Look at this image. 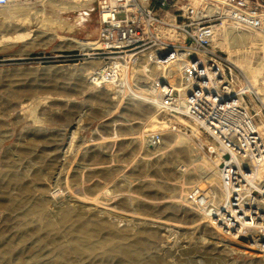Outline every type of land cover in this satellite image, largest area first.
I'll list each match as a JSON object with an SVG mask.
<instances>
[{"label":"rangeland","instance_id":"1","mask_svg":"<svg viewBox=\"0 0 264 264\" xmlns=\"http://www.w3.org/2000/svg\"><path fill=\"white\" fill-rule=\"evenodd\" d=\"M73 1L76 2L38 0L29 5L0 8V264L261 263V259L241 252H229L222 247L212 250L205 225L195 234L184 228L171 233L162 225L141 226L125 221L140 214L191 225L194 213L212 208L216 191L221 192L219 174L215 175L217 182H210L214 175L204 176L208 167L204 166L203 171L195 167L198 162L192 161L202 157L217 170L218 162L206 155L202 144L191 134L183 135L188 137L192 152L188 145L182 148L171 144L158 151L144 148V144L139 148L131 139L108 138L113 122L140 116L151 107L148 102L132 97L129 100L133 99L134 108L125 99L130 88L148 85V81L136 72L138 68H124L123 79L129 81V88L121 94L123 98L116 104L119 107H114L105 95L115 92L113 88L86 84L91 75L87 78L85 75L93 70L82 73V69L90 65L86 54L92 52L70 46L67 39L98 42L99 0H91L85 7L70 12L55 6L76 5ZM36 11L38 15L43 13L47 21L42 32L32 24L29 29L34 32L29 38L7 40L14 36L8 33L10 21ZM117 18L123 19L124 15ZM242 30L249 33L248 29ZM53 32L58 35L55 39ZM217 49L226 61L233 53L253 66L264 56L261 47L251 44L237 52ZM94 62L96 68L103 65L100 60ZM232 66L240 81L253 88L247 77ZM63 67L74 69L61 71ZM253 92L256 93L254 89ZM112 97L117 98L114 94ZM127 107H131L130 111ZM252 108L260 111V104L254 101ZM263 120L264 110L257 125ZM188 125L199 138H206L194 125ZM131 127L136 129L140 125L115 126L113 130L128 134ZM158 127L149 129L145 135ZM172 136L167 133L164 138ZM146 150L151 154L145 156ZM263 174L258 176L262 184ZM164 194L173 197L160 198ZM96 219L111 220L114 228L104 223L89 238V233L80 226ZM209 229L222 239L234 240L218 223L211 222ZM119 243H136L138 256L113 251L111 247ZM109 252L113 253L103 256Z\"/></svg>","mask_w":264,"mask_h":264},{"label":"built area","instance_id":"2","mask_svg":"<svg viewBox=\"0 0 264 264\" xmlns=\"http://www.w3.org/2000/svg\"><path fill=\"white\" fill-rule=\"evenodd\" d=\"M38 0H0V8L29 5ZM100 49L86 54L100 60L97 82L121 90L129 81L116 75L119 67L137 68L144 60L143 76L154 89L158 129L147 136L160 146L165 134L193 135L206 155L218 162L220 190L233 202L256 197L258 174L264 163V138L257 118L264 110L262 94L240 81L235 67L213 40L224 27L234 25L264 37V4L256 0H99ZM124 15L118 19L117 15ZM109 70L107 69V66ZM125 65V66H124ZM162 68L151 78L150 66ZM124 66V67H123ZM260 104V111L252 108ZM192 124L203 140L194 134Z\"/></svg>","mask_w":264,"mask_h":264},{"label":"bare ground","instance_id":"3","mask_svg":"<svg viewBox=\"0 0 264 264\" xmlns=\"http://www.w3.org/2000/svg\"><path fill=\"white\" fill-rule=\"evenodd\" d=\"M82 1H85L84 5L80 3ZM90 1L91 0H76V2L73 1L74 3H76V5H72V6L67 5L68 7H60V4H59V6L58 5H55V6L57 8L59 7L61 9V11L62 10H65V11L78 10L79 8L85 7ZM38 12L39 11H36L34 13L29 12L28 13L29 15H27L26 17L10 21V25H9L10 32H8V33L13 34L14 36L8 37V38L6 37L7 40H14V39L25 40L26 38H29L32 35V33L34 32L33 30L29 29V26H31L32 24H35L34 25L35 28L37 27L39 29V32H42L40 30L44 29L43 27H46L45 22H47V21L43 17L44 16L43 13L41 15H38ZM242 29H248L249 33H245ZM4 30H6V29H4ZM43 31H45V30H43ZM53 31H54V29H53ZM259 33H258V31L256 32L255 30L253 31L252 29H249V28L237 27L234 25L224 26L217 33L216 37L214 38L213 48L218 50V51H220V50L217 48H220L221 50L230 53V52H234V51L237 52L240 48H242V47L244 48L245 46L247 47L249 44H251L254 47L255 46L261 47L263 50L262 53H264V37H263V35L262 36L259 35ZM51 35H52V39H55L58 37L56 32H53ZM1 37H5V36L2 35ZM67 41L69 42L70 46L75 47L77 49H84L86 51L97 50V49L101 48V45L98 42L80 41V40H77L74 38L67 39ZM231 54H233V53H231ZM231 54H230V57L228 59V62L233 64L234 66H236L247 77V79L252 84V87H253L254 91L256 92V94H262L263 86H264V56L262 57L263 59L260 61V63L257 66H253V65H251V63H249L243 57L240 58L238 55H231ZM147 62H148V59L141 61L137 65L138 69L136 70V72L143 76V68L145 67V64ZM96 67H97V64L94 61L93 62L91 61L89 66L82 69V73L85 71H89V70H93V71L98 70V68H99V70L105 69L104 65L99 66L98 68H96ZM109 67L110 66L108 65L106 70H109ZM71 69H74V68L73 67H63L61 69V71H69ZM162 70H163L162 68H159L155 65L154 66L151 65L150 70H149L151 78L160 77L163 73ZM124 72H125V69L122 67H119V69L117 71V75H116L118 81L120 79H123ZM132 72L133 71H131L130 74H132ZM90 74H91L90 72H87L85 75L86 78ZM87 79H88V81H87L88 83H86V84H88L90 86L91 85L93 86L94 84H96L97 86H103V85L108 86V84H106V82H110V79L108 80L105 78L103 79V82H97L92 77H88ZM91 79H92V81H90ZM120 88H121V90H119V91H115V92L112 91V93L107 92L105 94V95H107V97H109V99L112 102V104L114 105V107L119 105V98H123V96L121 94L125 93L126 91L124 92V90H126V88L128 90L129 87L125 86L124 83H121ZM128 91H129V94L127 96H125L126 100H129L132 97H137L142 102H144V101L148 102V104L151 107H148L146 109V111L140 116H132V118L122 117V120L113 122L112 126H110V132H109V137H108L109 139H113V138L119 139L120 137H122L121 139H123V138L124 139L125 138L131 139V140H133V142L136 146L137 145L140 146L139 148H141V145L144 144L143 145L144 148H155L158 151L161 148H165L171 144H173L172 146H179V147L182 146V148H183V146L188 145V147L190 148V152H192V147L189 145L190 141H189L188 137L185 135H174L168 139L164 138V141L161 143L160 146H151L150 144H148L147 135H145V133L149 129L153 130L159 126L158 121H157V108H156V105L154 103V89L151 86V83L149 82L148 85H141L138 87H134L133 89L130 88ZM113 94L115 96H117V98L112 97ZM99 102H101V99ZM38 103H40V101H38ZM116 104H118V105H116ZM129 105L132 107L134 105L135 106L134 108H136V105L133 102V99L129 100ZM111 107H113V106H111ZM114 107H113V109H115ZM129 108H131V107H129ZM129 108L127 109V111H130ZM103 111H101V112H103ZM109 112H111V111H109ZM106 113H104V114H106ZM134 124H139L140 127H137L138 130H137V128L135 129L134 127H131L129 129L128 134H122L120 132L118 133L117 131L115 132V130H113V128H115V126H132ZM257 126H258V129L264 133V120L260 121ZM111 127H112V130H111ZM126 135H127V137H123ZM128 135H129V137H128ZM93 141H95V140H93ZM71 143H73V142H71ZM100 143L94 142V144H96V145L100 144ZM146 152L147 153L145 154V156H148L149 154H151L147 150H146ZM201 158L202 157H196L192 162H198L195 165V167H198L203 171H204V166L208 167V170L204 171V176H205V178H210L211 175H214V178H210L211 179L210 182L213 180L215 182L216 181L215 175L219 174L217 168L215 166H213L206 159H203V158L201 159ZM263 173H264V163L260 168L258 176L262 175ZM259 179H261V178H259ZM189 180H192V178H189ZM258 183L256 185V189L254 190L256 197L245 198L244 200H242L240 202L239 201L233 202L230 200V196L225 195L223 192L216 191L217 196L213 200V205L211 206L212 208H207L204 213H200V211L195 212L193 217L190 219L191 225H189V226L185 225V221H172L169 218L165 219L162 217H157V218L151 217L150 218V217H146V216H141L140 214H137L138 216L132 215V217H131L132 219L127 218V219H125V221H129L131 223H137V225H141V226H143V225H148V226L150 225L151 226L152 224L162 225L161 227L167 228V230L169 232H171L172 230L176 231L177 229L179 230L180 228H184V229L192 230L194 232V234H195V232L198 231V228L200 226L205 225L204 226L205 232L208 231V234L210 237L209 238L210 239L209 240L210 241L209 246L212 247V250H216V249H219L222 247L223 250H228L229 252H233V251L234 252L235 251L241 252V253H244L247 255L254 256V257L258 258L259 260L261 259V263H259V264H264V184H262V183L258 184ZM158 189H161V188L158 187ZM167 196L173 197V195H165L164 194V196H161L160 198H165ZM223 200H225L226 202L223 203ZM209 207H210V205H209ZM88 211H90V210H88ZM113 211H114V209H113ZM126 216L129 217L131 215H126ZM67 218H68L67 219V221H68L69 217H67ZM115 218H117V216ZM214 218H215V220L213 221ZM103 219H106V218H103ZM103 219H96L94 221H86V222L81 224L80 227L83 229V230L82 229L81 230L86 231L87 234L89 233L88 235L90 238V235L92 233L97 232L100 228H102L104 223L108 224L109 226H111L110 224H113V222L111 223V220L104 221ZM109 219H113V218L110 217ZM211 222L214 224L218 223L220 229H226L234 237V240L236 239V241H234V240L228 241V240L222 239L220 237L221 235L219 236V235L215 234V232L211 231L209 229V225L211 224ZM65 223L66 222H64V224ZM259 223H260V225H259ZM112 226H114V225H112ZM111 227L109 228L110 231H112L113 230L112 228H114V227H112V228ZM175 231L173 233H175ZM84 236H85V234H84ZM93 237H94V234H93ZM81 239H82V237H81ZM84 239L86 240V237ZM111 249L113 251H115L116 253L123 255V256L137 257L139 254L136 243L135 244H123V245H120V243H119V246L116 247V245H114V247L112 246ZM61 253H62V251H61ZM112 253L113 252H109L107 254H103V256H110Z\"/></svg>","mask_w":264,"mask_h":264},{"label":"crops","instance_id":"4","mask_svg":"<svg viewBox=\"0 0 264 264\" xmlns=\"http://www.w3.org/2000/svg\"><path fill=\"white\" fill-rule=\"evenodd\" d=\"M256 1H260V2H262L264 4V0H256Z\"/></svg>","mask_w":264,"mask_h":264}]
</instances>
